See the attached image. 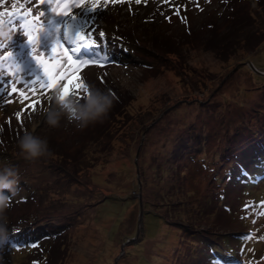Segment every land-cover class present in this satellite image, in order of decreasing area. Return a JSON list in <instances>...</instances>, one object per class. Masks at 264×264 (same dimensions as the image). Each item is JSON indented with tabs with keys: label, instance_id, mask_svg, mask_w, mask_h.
Listing matches in <instances>:
<instances>
[{
	"label": "rangeland",
	"instance_id": "obj_1",
	"mask_svg": "<svg viewBox=\"0 0 264 264\" xmlns=\"http://www.w3.org/2000/svg\"><path fill=\"white\" fill-rule=\"evenodd\" d=\"M242 6L260 10L257 0H133L107 5L103 0H4L3 79L15 83L17 76H43L35 57L52 55L53 47L62 55L65 46L90 55L89 48L80 46L86 33L77 32L88 19L92 35L86 42L107 32L112 57L99 60L103 66H85L80 74L85 85L111 89L116 99L103 123L77 131L63 119L61 127L50 128L43 113L56 100L85 103L86 87L63 101L58 98L60 85L49 90L47 98L26 89L23 97H0V142L7 139L18 147L19 138L30 131L47 138L52 152L11 166L27 186L18 185L8 220L31 211L36 219L23 229L39 219L42 229L47 225L58 230L63 239L55 240L48 258L44 247L22 245L28 231L19 229L15 233L24 237L10 235V244L0 250V264H264V19L250 29V39L248 29L234 45L229 27L232 14ZM9 12L14 13L11 20ZM65 22L68 41L63 40ZM53 23L61 25L59 33ZM24 33L40 36L36 52ZM213 38L214 43L221 39V57L212 43L205 45ZM171 39L180 43L176 54L166 45ZM130 41L136 43L137 54L132 62L121 61L123 43ZM249 41L252 44H245ZM72 55L78 64H91L88 56L80 60ZM28 98L39 107L25 112ZM61 149L80 162L63 163L67 174L55 155ZM4 167L0 163V171ZM70 173L77 175L70 178ZM24 186L31 188L30 197L22 193ZM168 197L174 203L171 208L163 205ZM202 208L205 213L199 212ZM170 209L190 225L188 230L168 220ZM55 224L62 227L55 229ZM37 232L41 239L51 235L36 230L31 234Z\"/></svg>",
	"mask_w": 264,
	"mask_h": 264
},
{
	"label": "trees",
	"instance_id": "obj_2",
	"mask_svg": "<svg viewBox=\"0 0 264 264\" xmlns=\"http://www.w3.org/2000/svg\"><path fill=\"white\" fill-rule=\"evenodd\" d=\"M237 1H239V0H237ZM257 1H258V6L257 7L260 8L259 11L258 10L250 11V9H247L246 7L242 6L240 9L238 8L239 11H237V12L235 11V13L232 14V16H234V19L231 21V25L229 27V33H231L230 35H231L232 41L234 40L232 43H234V45H236V46H237V43L240 41V39L241 38H244L245 33L247 32L248 29H249V32H248L247 35H249V36L246 39H250V35L254 33V32L251 33V30L250 29L254 28L253 25L256 24V22H257L258 19H261V21H263V19H264V13L263 14L260 13L261 11H264V1L263 2L261 0L260 1L257 0ZM261 15H263V16H261ZM254 16H256L255 17L256 19L253 18ZM261 17H263V18H261ZM100 33H98V35H97V40H98L97 43L99 44V47L97 48V47H91L90 46L89 47L90 55H87L85 52H83V53H84L85 56H88V58H90L91 57V54L94 51H98V52L101 53V56L98 59L106 62V61H108V59L110 57H112V55L109 53L108 49L106 48L108 46L109 38L107 36V32H103L104 33V36H102V37L100 36ZM228 35L229 34L226 33L223 36H226L227 37ZM223 36H222V38H223ZM238 37H240V39H237ZM180 38L181 37L176 38V39H178V41H180ZM218 39L219 40L215 41V43H214L213 42L214 41V38H213L211 41L209 40L205 45H209L210 43H212V45H211L212 48L211 49L212 50L214 49V51H217L216 54L219 55V57H221L224 51L219 50V49H221V44L219 43L221 39L220 38H218ZM97 40H95V41H97ZM171 40L172 41L168 40L166 42V45L168 46L169 51H171V52H173V53L176 54L175 51L178 50V48L180 47V43L177 42V41H174L173 39H171ZM154 41H157V39L154 40ZM242 42H244V40ZM88 44L91 45L92 42L91 43H88ZM123 44L125 45L126 50H125L124 53H120L119 54L120 57H121V59H122L121 61H124L123 59H126V60H129V62H132V59L137 54L136 48H133V47H136V43L134 41L133 42L130 41V42H124ZM245 44H252V43H250V41H249L248 43H245ZM154 45H156V44H154ZM258 45H259V43L256 44L257 47H259ZM102 46H104V48H102ZM139 48L141 49V47H139ZM143 50H145V49H143ZM145 52H147V51L145 50ZM104 54H107V59H104ZM157 55L159 57H162V55L159 54V53H157ZM233 55H236V51H233ZM142 58L140 57V59H142ZM113 60L114 59H112V61ZM8 138L10 139V136H8ZM14 148H16V149H14ZM68 152H69L68 149H63V150L61 149V151H59L58 153L55 154L57 156L56 159H59V162H60L59 165H60L61 169H63L65 171V173L63 172L64 174H67V172H69V171H68V169L66 170V168L63 165V163H65V162H67V163H69V162L72 163L73 162V163H76V164L77 163L78 164L80 163L78 161H75L74 162V157H71V156L69 157ZM22 159L24 160V158L20 155V152H19V148L18 147L11 146L10 145V141H7V139H5V141H3V142H0V163L1 164H6V167L16 166L17 165V162L16 161L22 162ZM233 168L234 167H232V169ZM247 168H248V166H247ZM247 168L245 167V169H247ZM262 170H264V167H262ZM76 175H77V173L76 174L70 173L68 176L71 178V176L73 177V176H76ZM258 179L259 180H258L257 184L260 182V178H258ZM23 183L25 184V186H27L26 183L23 182V181L19 182V186L21 184L24 185ZM30 191H32L31 188L25 187V189H23L22 193L24 195L26 194L27 195L26 197H30V194H31ZM17 196L18 195H16L15 197H13L12 200L15 201L18 198ZM24 199H25V196L22 197V200L23 201H24ZM177 200L179 201L180 199H177ZM180 203H181V200L179 201V204ZM173 204L174 203L171 202V198L170 197L163 198V205L170 207V206H174ZM13 205L14 204L11 203V207ZM140 206H141V209H143L142 208L143 207V202L140 203ZM224 206H225V204H224ZM10 208L8 209V211L9 210L11 211L12 208L11 209ZM202 210H203V208L201 210H199V212L200 213H205ZM167 213L168 214H165V213L164 214L169 217L168 220L169 221H172L176 225H179V230L182 231L183 228H187V230H188V228L190 227V225L187 224V223H185L182 220V218L181 219H178V217H180V215H179V213L177 211H175L173 209H170ZM143 214H144V209H143L142 215ZM33 215H34V213L32 214L31 211L25 212V213H23V214L20 215V217H19L18 220H15V218H11V216H9L10 218L8 220V228H9L10 235H11V237H15L16 239L17 238L21 239V237H24V236L23 235H20L19 234L20 232H17V233H15V232L18 231L19 229H21V232L28 231V232H26V235H25L26 237H24V238H27V240H26V242L23 241L22 242V245H24L25 247H28V248H32V249L39 248V247H44L45 248L44 253H47L48 258H50L51 254H52V250H53L52 245L55 242V240H59V242H61L63 240L62 238H61V240L59 239V236L61 235V233H57L58 230L55 231V232H53L54 230L53 229H49V227H47L46 223H45L46 226H44V228L42 229L41 227H42V225H44V222H41V220H39V219H37L35 221L36 222L35 226L29 228V230L23 229V227H26L28 225H32L34 223V220H33V217L34 216ZM168 217H166V218H168ZM34 218L36 219V217H34ZM141 220H143V216H142V219ZM17 221H18V223H17ZM22 224H24L25 226H22ZM26 224H28V225H26ZM55 225H58V226H55V229H60L62 227L61 224H55ZM141 226H142V224H141ZM13 229H15V231H12ZM142 229H143V226H142ZM35 230L36 231H40V232L43 231V233L44 232L46 233V231H48L49 234L51 233V235L49 237L46 236V235H44V237L41 239L40 238L41 237V234L40 233L37 232L35 234H31V232L32 231H35ZM183 232H184V230H183ZM189 232H192V231H189ZM21 247H23V246H21Z\"/></svg>",
	"mask_w": 264,
	"mask_h": 264
},
{
	"label": "snow or ice",
	"instance_id": "obj_3",
	"mask_svg": "<svg viewBox=\"0 0 264 264\" xmlns=\"http://www.w3.org/2000/svg\"><path fill=\"white\" fill-rule=\"evenodd\" d=\"M59 3L60 0H57ZM81 3H83V0H80ZM97 3H100V0H96ZM109 2L111 3H132L133 0H103V3L107 5ZM136 4H140L142 0H134ZM144 2H147V0H144ZM195 3L196 0H193ZM4 0H0V5H3ZM37 3L40 4H50L51 0H37ZM170 3H175V0H170ZM15 8V5L12 6ZM182 7V6H180ZM197 7L199 5L197 4ZM61 13H57V15H60ZM5 14L3 12H0V23H4V20L2 17ZM14 13L9 12L8 18L11 20ZM39 15H43V13H40ZM39 15L36 18H39ZM64 16H69V13L67 11H63ZM72 19H75L76 17H71ZM166 19H170L169 17H166ZM17 24L20 29H23L24 25L19 23V18H17ZM54 25V31L55 33H59L61 29V25L59 23H53ZM89 21L88 19H83L81 28L77 29V32H85L86 36L81 37V41L83 42L80 46L84 49L91 47H99V44L93 40L92 44L89 45L86 40L88 37H91L92 33L89 31ZM27 35L28 41L33 44L32 52H36L40 45V36L38 35L35 39L28 35L27 33H24ZM100 36H104V33L101 32ZM57 39L55 36L54 42ZM68 25L67 22H65L64 25V36L63 40L68 41ZM76 41L73 40L72 44L76 45ZM52 55H49L47 57L37 55L35 58L37 60V63L42 67L44 75L39 76L34 73H30L31 75L30 79H21L19 76L16 77L15 83L12 82V80L9 79H3L5 75L6 70L0 69V97L11 95L13 97L19 95L24 96L25 92L24 89H26L28 92H33L36 95H40L42 97L47 98L49 90H54L57 85L61 86V92L59 95V99L63 101L66 97L72 96L74 93L79 92L81 88L86 87L83 78L81 76V72L84 70L85 66H92L94 64L95 66H103V64L100 63L99 57L101 56L100 52H95L90 57L91 64H89L87 61H83V64H78L76 59H73L72 54H76L77 58L80 60H83L84 53L80 52L79 47H72L69 49L68 47H64L63 55L60 52L59 48L53 47ZM66 57V59L64 58ZM104 59H107V54H104ZM75 66V68H73ZM21 68L18 66L17 71H20ZM13 74L9 73L8 76L11 77ZM35 77V79H33ZM42 85V87H41ZM39 107L38 103H33L31 101V98H28V103L25 107V112L30 110H35ZM16 118L19 121L21 119V113H16Z\"/></svg>",
	"mask_w": 264,
	"mask_h": 264
},
{
	"label": "clouds",
	"instance_id": "obj_4",
	"mask_svg": "<svg viewBox=\"0 0 264 264\" xmlns=\"http://www.w3.org/2000/svg\"><path fill=\"white\" fill-rule=\"evenodd\" d=\"M0 36L7 37L6 31H0ZM87 96L85 103L79 104L75 100L61 104L56 100L54 105L45 109L43 115L50 128L61 127V120L83 131L90 125L103 123L111 112L115 96L111 89H102L95 84L87 83ZM20 155L35 162L41 158L52 155L47 138L25 131L18 140ZM19 174L13 167H4L0 171V250L10 244L7 210L11 207L12 198L18 195Z\"/></svg>",
	"mask_w": 264,
	"mask_h": 264
},
{
	"label": "water",
	"instance_id": "obj_5",
	"mask_svg": "<svg viewBox=\"0 0 264 264\" xmlns=\"http://www.w3.org/2000/svg\"><path fill=\"white\" fill-rule=\"evenodd\" d=\"M249 64H250L252 67H254V65H253L251 62H250Z\"/></svg>",
	"mask_w": 264,
	"mask_h": 264
},
{
	"label": "bare ground",
	"instance_id": "obj_6",
	"mask_svg": "<svg viewBox=\"0 0 264 264\" xmlns=\"http://www.w3.org/2000/svg\"><path fill=\"white\" fill-rule=\"evenodd\" d=\"M182 157V156H181ZM181 159V158H180ZM219 159H220V157H219ZM202 202V201H201ZM254 203H255V201H254ZM199 205V204H198ZM200 207V206H199Z\"/></svg>",
	"mask_w": 264,
	"mask_h": 264
}]
</instances>
